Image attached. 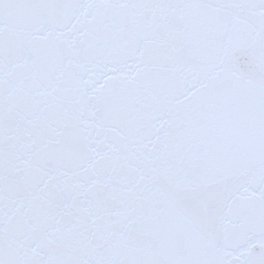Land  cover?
I'll return each mask as SVG.
<instances>
[{"label":"snow or ice","instance_id":"1","mask_svg":"<svg viewBox=\"0 0 264 264\" xmlns=\"http://www.w3.org/2000/svg\"><path fill=\"white\" fill-rule=\"evenodd\" d=\"M0 264H264V0H0Z\"/></svg>","mask_w":264,"mask_h":264}]
</instances>
